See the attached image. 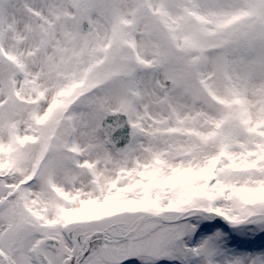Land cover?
I'll use <instances>...</instances> for the list:
<instances>
[{
	"label": "snow or ice",
	"instance_id": "6c2138e0",
	"mask_svg": "<svg viewBox=\"0 0 264 264\" xmlns=\"http://www.w3.org/2000/svg\"><path fill=\"white\" fill-rule=\"evenodd\" d=\"M0 264H264V0H0Z\"/></svg>",
	"mask_w": 264,
	"mask_h": 264
}]
</instances>
